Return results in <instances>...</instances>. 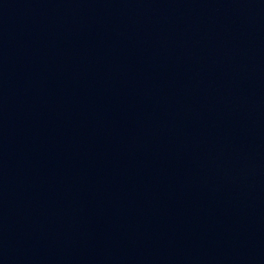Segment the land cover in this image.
<instances>
[{
    "label": "water",
    "instance_id": "water-1",
    "mask_svg": "<svg viewBox=\"0 0 264 264\" xmlns=\"http://www.w3.org/2000/svg\"><path fill=\"white\" fill-rule=\"evenodd\" d=\"M119 0H0V264H21L85 112Z\"/></svg>",
    "mask_w": 264,
    "mask_h": 264
}]
</instances>
